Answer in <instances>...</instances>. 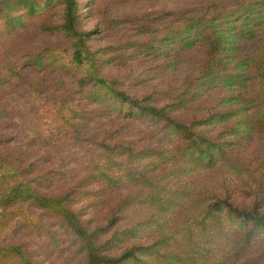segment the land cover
Here are the masks:
<instances>
[{"label":"trees","instance_id":"1","mask_svg":"<svg viewBox=\"0 0 264 264\" xmlns=\"http://www.w3.org/2000/svg\"><path fill=\"white\" fill-rule=\"evenodd\" d=\"M132 1L136 0L90 2L101 9L104 4ZM79 6V0H0L2 72L18 74L20 67L16 62L24 58V65L39 72H55L64 85L68 78H74L80 93L104 111L155 128L147 135L150 142L161 131L171 133L174 138L164 146L147 142L136 151L134 141L111 139L109 144H102L105 164L113 163L119 152L128 157L140 154L153 163L187 169L197 177L220 172L233 175L261 190L264 185V0H238L228 10L219 3L179 16L175 26L144 27L148 30L145 38L133 44L155 56L166 48L169 52L174 50L176 56L198 53V62L193 74L186 77L184 89L193 94L192 102L210 93L206 96L211 95L208 98H212L213 105L196 108H191L182 97H177L174 105H154L150 103L153 99L147 97L135 101L125 91L115 88V82L102 76L95 66L96 57L87 45L92 33L80 27ZM4 100L0 95V111L12 118L17 109H9L6 105L11 104ZM50 100L67 134L82 140L86 135L81 133L83 119L76 118L72 97L51 95ZM24 128L31 127L23 121L19 129ZM30 166L0 159V264H35L24 243L10 236L19 225L29 232H39L42 224L31 216V205L59 221L77 254L78 264H207L197 245L207 236L223 242L219 264H264V188L254 194L248 206L239 207L228 197L210 193L208 185L206 189L194 187V198L183 191L167 192L164 197L162 187L155 185L152 177L117 165L118 178L109 169L105 173L97 167L92 177L100 185L98 190L103 195L97 196L106 208V217L104 228L90 230L79 211L68 204L72 191L57 196L40 193L34 184L38 176L48 174L44 169L34 171L35 167ZM136 187L148 193L147 215L133 222L122 215ZM124 190L132 192L124 196ZM106 193L109 197L119 194V202L115 204L111 198H104ZM163 212L167 216L166 224H159L157 216ZM138 226L149 227V241L116 251V243L122 238H138ZM99 231L106 232L107 237L100 240Z\"/></svg>","mask_w":264,"mask_h":264},{"label":"rangeland","instance_id":"2","mask_svg":"<svg viewBox=\"0 0 264 264\" xmlns=\"http://www.w3.org/2000/svg\"><path fill=\"white\" fill-rule=\"evenodd\" d=\"M90 1L79 0L80 27L92 33L87 45L96 57L95 66L102 76L115 82V88L125 91L132 100L142 101L147 97L153 99L150 103L159 106L174 105L177 97H182L191 108L213 105L212 98H208L211 95L206 96L210 93L200 101L192 102L193 94L186 93L184 89L183 83L186 77L193 74L199 59L196 51L176 56L174 50L169 52V48H166L155 56L133 44L145 38L144 34L148 30L144 27L151 29L164 24L175 26L179 23V16L190 15L219 3L225 4L228 10L238 0H136L126 4H104L101 9L95 8ZM142 28L143 31H140ZM25 62L24 58L16 62L20 67L18 74L11 75V72H2L0 69V95L5 98L6 104H11L6 105L9 109H17L12 118L0 111V159L16 164H30L31 168L35 167L34 171L44 169L48 175L38 176L34 184L42 194L57 196L66 190L72 191L68 204L79 211L90 230L104 228L103 218L106 217V208L99 202L100 196H97L98 193L102 194L98 190L100 185L92 177L97 167H101L105 173L109 169L118 178L117 165L120 169L128 168L136 174L143 173L152 177L153 183L162 187L164 197L167 192L183 191L193 194L194 198V187L206 189L208 185L210 193L212 191L228 197L239 207L248 206L255 198L254 194L264 188L263 185L261 190L257 187L255 189L252 183L246 185L241 179L223 175L222 172L197 177V174L188 173L187 169L153 163L140 154L128 157L119 152L113 163L105 164L102 144H109L111 139L118 142L134 141L136 151L137 147L147 142L154 146H164L174 138L171 133L161 131L150 142V136L147 135L155 128L149 129L144 124L104 111L80 93L79 84L74 78H68L64 85L55 72H39L28 64L24 65ZM37 87L40 88L36 92ZM51 95L72 97V106L77 110L76 118L83 119L81 133L86 135L82 140L67 134V129L55 116ZM23 121L29 123L31 128L20 130L19 125H23ZM32 128L33 133L29 134ZM132 191L134 196L124 208L122 217L135 222L147 213L148 193L140 191L139 187ZM129 193L124 190L122 195ZM104 196L111 198L115 204L121 197L119 194L109 197L107 193ZM29 207L31 216L41 222V229L39 232H29L19 225L10 235L11 239L24 243L35 264H78L77 254L68 243L59 221L34 205ZM166 217L165 212L157 216L158 223L166 224ZM137 229L140 232L137 239L122 238L114 249L120 252L134 243L145 244L149 241V227L138 226ZM193 234L196 238L194 231ZM97 236L103 240L107 234L99 231ZM199 241L197 245L203 252L202 260L207 264L217 263L223 251V242L220 239L213 241L209 236Z\"/></svg>","mask_w":264,"mask_h":264}]
</instances>
